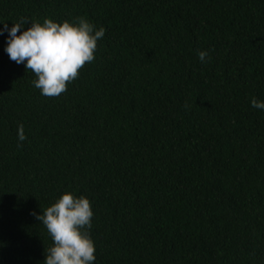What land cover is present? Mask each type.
<instances>
[{
	"label": "trees",
	"instance_id": "trees-1",
	"mask_svg": "<svg viewBox=\"0 0 264 264\" xmlns=\"http://www.w3.org/2000/svg\"><path fill=\"white\" fill-rule=\"evenodd\" d=\"M76 17L106 33L58 97L0 35V264H42L32 213L64 192L95 264H264V0H0L9 27Z\"/></svg>",
	"mask_w": 264,
	"mask_h": 264
},
{
	"label": "clouds",
	"instance_id": "clouds-1",
	"mask_svg": "<svg viewBox=\"0 0 264 264\" xmlns=\"http://www.w3.org/2000/svg\"><path fill=\"white\" fill-rule=\"evenodd\" d=\"M28 21L20 18L11 27L0 21V35L7 33L4 51L10 60L34 74L32 85L41 95L58 97L78 78L80 69L95 60L97 43L106 29L97 28L84 17L60 23L48 18L42 23L30 20L31 26L25 30ZM198 59L206 63L211 57L202 50ZM250 106L264 111V101L255 97ZM17 138L19 142L27 139L23 124L18 125ZM32 215L52 240L42 264H95L96 248L90 235L94 213L87 197L64 192L43 213Z\"/></svg>",
	"mask_w": 264,
	"mask_h": 264
}]
</instances>
